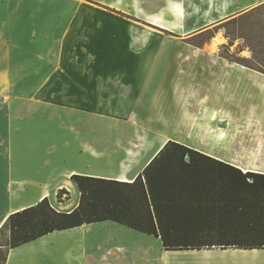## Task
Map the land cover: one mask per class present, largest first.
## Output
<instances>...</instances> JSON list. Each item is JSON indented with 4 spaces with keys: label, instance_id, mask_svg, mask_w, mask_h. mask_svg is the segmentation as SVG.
<instances>
[{
    "label": "crops",
    "instance_id": "crops-1",
    "mask_svg": "<svg viewBox=\"0 0 264 264\" xmlns=\"http://www.w3.org/2000/svg\"><path fill=\"white\" fill-rule=\"evenodd\" d=\"M26 2L28 1L22 3L21 0H0V49H20L18 44L23 40L22 30L29 28L31 35L35 33V38L36 28L41 29L40 43L47 49L49 46L55 48L56 31H60L61 26L54 24L56 19L52 15L23 16L21 7L27 5ZM150 2L151 0H142L143 19L164 29L165 32L146 30V36H141L135 32L137 26L132 23H126V29L122 31L112 24L103 23L99 18L95 19L100 24L90 36L87 49H98L101 43H107L109 49L115 51L110 52L104 61L95 62L90 68L79 67L78 76L68 78L65 72L62 73L59 79L61 85L70 86V90L77 88L80 101L84 99L83 96L86 97L85 91L81 89L86 90L87 79L94 87L100 81L107 80L101 76L102 66H107L110 71L122 67L116 65V62L118 56L124 54L119 51L123 45L125 53L134 56L133 60L124 57V63L138 69H148L159 52L171 51L175 54L176 73L170 85L176 105L173 113L174 136L170 138L236 166L243 172L264 173V72L259 70L264 69V66L240 64L224 58L219 54V48L227 43L217 36L218 34L200 42L214 24L228 17H245L252 10L262 6L264 0H156L157 9H153V5L150 8ZM23 18H27L28 22H23ZM5 29H9L7 41L3 36ZM163 42L174 44L175 49H158L159 43ZM239 55L249 58L244 50H240ZM6 59L7 53L0 52V85L7 84L9 79L5 69ZM199 69L203 73L200 78L196 73ZM55 70L54 68L52 72ZM39 71L42 72L41 69ZM117 74L116 71L113 76ZM118 76H121L118 79L121 78L120 82L126 85V90L129 91L125 94L120 92L128 96L134 85L144 82L143 79L137 84L125 82L127 74L124 72ZM57 80L52 76L48 78V84L55 85ZM161 84L164 86L165 83H158L159 86ZM201 86L204 90L199 91L197 87ZM52 115H55V110ZM9 122L11 124L9 118L5 117L1 132L5 131V136H9L12 141L8 132L11 129ZM73 132L75 144L80 152L79 157L87 160L84 164L77 162L76 165L59 168L56 165L52 167L48 159L40 164L31 159L18 162L13 158V154L11 157H0V227L10 213L33 205L43 197H47L51 206L58 211L68 212L75 208L80 192L71 178L73 174L119 180L135 177L169 138L163 139L154 152L142 162L141 152L138 155L120 152L115 145L103 153V143H87L80 137L81 132ZM86 132L97 133L94 127ZM30 142H18L14 145L12 142L10 150L26 153L31 145H35L33 141ZM25 184L31 185V190L21 193V187ZM62 188L69 192L70 197L59 201L57 193ZM110 224L116 226L115 224L121 223L105 219L48 232L11 247L5 264H107L100 250L103 240L108 237V234L103 232L104 226ZM183 250L199 252V257L206 259L211 252L220 249ZM237 251H240L238 259L244 258L240 259L243 264H264L263 258L246 257L244 249Z\"/></svg>",
    "mask_w": 264,
    "mask_h": 264
},
{
    "label": "rangeland",
    "instance_id": "rangeland-1",
    "mask_svg": "<svg viewBox=\"0 0 264 264\" xmlns=\"http://www.w3.org/2000/svg\"><path fill=\"white\" fill-rule=\"evenodd\" d=\"M21 1L25 3L26 0ZM27 1V5L21 7L23 16L52 15L56 19L54 24L60 25L61 30L56 31L55 48L49 46L47 49L40 43L41 29L36 28L35 38V33L31 35L29 28L22 30L23 40L18 44L20 49H0V52L7 53L5 69L9 76L7 84L0 85V157H11L13 154L18 162L31 159L40 164L48 159L52 167L56 165L59 168L73 166L77 162L84 164L87 160L79 157V148L73 135V131H79L85 142L103 143V153L116 145L120 152L135 155L141 152L140 161L143 162L163 139L169 137L166 141L172 140L170 137L174 136L173 113L176 105L170 85L176 73L173 52L161 51L148 69H138L124 63V57L133 60L134 56L126 54L123 45L119 51L124 54H120L116 62V65L122 67L110 71L107 66H102L101 76L107 80L100 81L94 87L87 79L86 90L81 89L85 91L86 97L83 96L84 99L80 101L77 88L70 90V86L61 85L59 80L64 72L68 78L78 76L79 67L90 68L115 51L109 49L107 43H101L98 49H87L90 36L100 24L95 19L99 18L103 23L112 24L122 31L126 29V23H132L137 26L135 32L141 36H146V30L165 32L143 19L142 0ZM150 5V8L153 5V9H157L156 0H151ZM26 19L23 18L22 21L28 22ZM8 30L5 29L3 35L6 41L9 37ZM213 34H218L226 41L227 44L219 48V54L227 60L264 66V4L245 17H228L219 21L200 42L208 40ZM158 49L175 48L174 44L163 42L159 43ZM240 50H244L249 58L240 56ZM54 68L56 72H52ZM259 70L264 72V69ZM116 71L118 74H127L125 82L129 81L130 84H137L142 79L144 82L134 85L130 96L124 95L129 93L126 90L128 87L120 82L121 78L118 79L121 76H113ZM196 73L199 78L203 74L201 69L196 70ZM52 76L58 79L55 85L48 84V78ZM159 82H164V86H159ZM197 88L199 91L204 90L203 86ZM54 110L55 115H52ZM5 117L11 121L8 132L12 141L9 136H5V131L1 132ZM91 127L96 129V134L86 132ZM26 141H33L35 144L27 152L24 151L26 153L10 150L12 142L14 145L18 142L26 144ZM31 187L29 184L22 185L21 193L30 192ZM115 225L104 226L103 232L108 237H101L104 240L100 253L105 256L104 262L107 264H243L238 259V248H216L220 250L211 252L203 259L199 257V252L167 250L161 245L159 237L121 224ZM6 239L7 232L4 230L0 233V262L6 250L1 244L6 243ZM244 250L246 257L264 259L262 248Z\"/></svg>",
    "mask_w": 264,
    "mask_h": 264
},
{
    "label": "trees",
    "instance_id": "trees-1",
    "mask_svg": "<svg viewBox=\"0 0 264 264\" xmlns=\"http://www.w3.org/2000/svg\"><path fill=\"white\" fill-rule=\"evenodd\" d=\"M80 197L68 212L47 197L10 213L5 264L11 247L56 229L110 219L159 237L167 250L264 248V173L236 166L168 140L133 178L73 174ZM69 192L58 190L63 201Z\"/></svg>",
    "mask_w": 264,
    "mask_h": 264
},
{
    "label": "bare ground",
    "instance_id": "bare-ground-1",
    "mask_svg": "<svg viewBox=\"0 0 264 264\" xmlns=\"http://www.w3.org/2000/svg\"><path fill=\"white\" fill-rule=\"evenodd\" d=\"M221 249H227V248H221ZM229 249V248H228ZM234 249H236V248H234ZM238 249H243V248H238ZM165 250V249H164ZM239 259H244L243 257L241 258V257H239ZM247 259V258H246ZM254 262V261H253Z\"/></svg>",
    "mask_w": 264,
    "mask_h": 264
}]
</instances>
